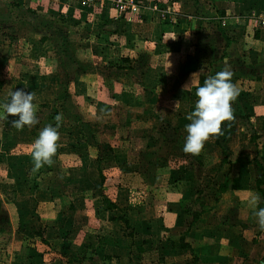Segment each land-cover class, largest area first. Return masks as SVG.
Returning <instances> with one entry per match:
<instances>
[{"label":"crops","instance_id":"crops-1","mask_svg":"<svg viewBox=\"0 0 264 264\" xmlns=\"http://www.w3.org/2000/svg\"><path fill=\"white\" fill-rule=\"evenodd\" d=\"M46 1L11 0L9 4L0 0V7L8 5L33 18L46 19L39 14L42 10L44 15L66 10L69 1L70 7L80 6L90 15L78 25L68 24L71 31L83 30L84 24L90 35L95 11L98 12L99 32L93 39L101 38L106 43L77 48L75 54L84 50L98 54L96 59L102 61L105 69L89 77L78 62L74 75L79 77L68 85L67 93L76 97L74 106L79 112L69 122L67 132L61 134L58 130L55 159L59 160L57 168H62L57 173L72 188L63 191L47 183L44 190H35L48 167L45 164L33 171L31 152L35 140L31 138L35 126L18 130L12 125L17 117L0 116V176L10 181L0 180V185L11 187L14 171L24 166L27 187L32 190L20 204L15 203L20 225L18 220L14 225L11 220L12 235L11 240L7 236L10 245L6 253L9 263L55 264L76 260L79 264H102L101 257L109 256L110 261L104 264H264V238L254 241L261 228L248 203L253 193L259 194L254 180L261 173L259 165L264 167V27L255 21L264 17V0H195V8L213 13L210 18L207 14L197 17L183 13V0H161L163 9L158 8L157 0H144L135 19L108 7L97 10L95 3L89 6L79 0ZM178 5L182 7L179 10ZM171 10L176 11L173 19L165 13ZM208 21L215 27L209 35L203 30ZM23 25L29 24L23 22L22 28ZM112 50L113 57L109 58ZM196 50L224 54L225 67L252 69L253 79L248 75L233 80L238 95L232 109L241 110L242 117L252 124L251 129L240 127L248 136L238 146L216 144L215 136H211L198 155L185 153L180 138L179 146L175 147L176 141L171 143L170 159L177 165H166L163 158H158L154 162L155 174L150 175L154 178H147L143 175L145 170L141 172L140 154L156 149L170 129L177 138L186 135L184 128L190 123L186 116L194 111L198 98L194 86L185 92L183 87L191 79L194 84H203L205 80L201 73L205 64L200 62L190 69ZM41 53L50 59L49 51ZM234 56L241 62L234 65ZM6 84L7 80L0 91V104L10 100L12 92L6 90ZM42 100L34 105L39 108L50 104ZM58 100H52L57 114L61 109L57 110ZM226 129L224 125L222 141ZM253 133L263 139L258 149L251 142ZM23 145L26 150L13 152ZM223 149L227 151L225 163ZM210 150L220 158L214 160ZM17 160L18 164L12 163ZM9 165H14V170ZM99 170L104 176L102 183ZM102 193L115 201L119 209L102 210ZM67 200L73 203L72 213L65 205ZM1 202L11 213L2 191ZM129 206L139 209L136 211L142 213L141 217L145 215L148 231L141 233V240L134 237L127 242L126 225L110 220L121 216L120 209ZM33 232H41L42 236ZM130 246L143 248L137 262H128Z\"/></svg>","mask_w":264,"mask_h":264},{"label":"rangeland","instance_id":"rangeland-1","mask_svg":"<svg viewBox=\"0 0 264 264\" xmlns=\"http://www.w3.org/2000/svg\"><path fill=\"white\" fill-rule=\"evenodd\" d=\"M5 1L9 4L11 3V0ZM50 1L51 0H47L46 2ZM194 1L195 0H183V13H194L197 17L204 16V14H207L208 18L213 16V13H211L210 11L209 13H205L206 11L204 9L199 7L195 8ZM206 3L207 2H205L204 6L207 5ZM68 6L69 8L66 10L62 8L59 11H49V15H44L46 14V12L42 10L39 14L42 17L45 16L47 20L38 19L37 16L33 18L31 17V15L25 13L24 11L14 10L8 5L0 7V16L1 18L3 17V20L0 21V79L5 80V82L7 80V91L10 90L11 92H13L16 89H23L27 92H32L34 94V99L32 101L33 104L42 99L43 100L41 102L47 101L50 103L48 107H44V105H42L38 108V104L35 105V114H37L39 120L38 126H36L35 128L34 135L31 140H35L38 137L39 132L49 124L48 116L52 114L53 108L55 106L52 100L56 98L59 99L58 103L56 104L57 110L58 108H61L59 115H61L62 120L58 129L60 130L61 134L67 132V126L69 125V122L78 117L77 114L79 111L76 110L74 106L77 99L75 96L74 98L72 96H69L67 93V90L69 89V83H74V80L79 77V75H77L76 77L74 75L75 71L78 72V70H76L78 62H81L80 67L84 70V72H87L89 74V77L97 76L105 69L101 66L102 61L96 59V57H99L98 54L93 55L92 53L91 55L86 53V50H84V52L80 51L78 55L75 54L77 48L87 47L89 49L92 46L97 45L100 47L103 43H106V41H103L101 38L97 40L93 39V37H96V34H98L99 32L97 30H99L98 27L100 23L97 24L96 19L99 16V13L95 11V15L93 17L94 21L92 27V35H90V33H86V27L84 24L82 25L84 27L83 30L78 27L80 29L79 32L73 30L71 31L68 24L73 26V23L75 22L76 25H78L81 21L86 20L87 16L89 17L90 15L80 6L76 9H73L72 7H70L69 1L66 3V7ZM177 8L179 10L182 7L178 5ZM27 18H31V20L29 21L27 20ZM53 18H56V21H54ZM36 20L38 21L36 22ZM23 22L29 25H23L22 28ZM208 28L209 30H207ZM214 28L215 27L210 26L209 21L206 22L205 25L203 24V30L206 31L208 35L209 32ZM89 35L91 37H89ZM43 49L50 52V59L47 60L45 56L41 55V51H44ZM51 50H55V52L53 53ZM111 52L112 53L109 54V58L113 57L112 54L114 53V50H112ZM223 55L222 53L220 54L215 52H210V54H203L202 51L196 50L194 57L190 59V62L192 64L190 69H195L196 64L201 62L203 65L205 64V66H203L205 71L201 72L205 75V79L215 75L217 72H220L225 68H227L232 73V83L235 78H246L249 77L248 75H251L252 77L249 78L253 79V72L251 71L252 69L248 71L243 67L241 68L240 66H238L237 69H234V66L225 67L222 59ZM53 56H55L56 58L53 59ZM234 57L235 60L232 61L234 65L237 61L241 62V59H237V56ZM142 59L144 60V58ZM89 61L93 62L94 64ZM95 64L97 65L95 66ZM93 69L96 70V73L93 72ZM71 90H73V85L71 86ZM4 95L5 97H7V94ZM233 114L234 115L231 120L225 121L227 133L223 136L222 143L224 144V146L229 145V143H232L233 146H238V144L243 143L247 139L248 135H245L242 131H240V127H247L250 130L252 126V124L248 123V120L242 117L241 110L236 109V111L234 110ZM33 126H31V128H33ZM185 136L181 135L177 138V134L170 129V131L163 134V140L156 149H151V151H145L141 153V157L139 156V158H141V172L145 170L143 172V175H147L148 178L150 175L155 174L156 165L154 162L158 158H163V160L166 161V165H177V163H173V159H170L173 158V156H171V143L176 141L177 143H175V147H177L179 146V144H182L180 141L181 139H183L184 143ZM22 147L23 148L19 147V149L14 150L13 152L20 153L23 152V150L27 149L25 145H23ZM210 152V156L214 160L220 158L218 153H214L213 150H210ZM12 158L16 159V156ZM174 158H178V156ZM52 161L53 162L50 165L51 169L47 168V170L44 171V174H42L39 178V188L35 190H44L45 186H47V183H50L52 186L54 184L55 188H60L63 191L73 187L72 184L71 186L67 185V187L66 184L63 183L64 180L66 182L67 180L65 178L63 180V176L57 173L58 168H62H57L59 160L55 159V155L52 157ZM12 163L18 164L19 162L17 160L16 163ZM9 167L10 170H14V165H9ZM21 168V171L19 169H17V172L14 171V173L16 174H13L15 184L12 180L10 184L13 185L11 187L0 185V191L3 192L4 202L12 208L11 213H9L4 208L5 204H3L2 202L0 203V231L2 230V232H0V264H10L8 259L6 258V253L10 245L9 241L7 240V236L9 235L11 240V220H13V225L16 224L18 220V215L15 211V203L20 204L21 199L25 195H29L30 192H32V190H29L27 187L28 178L25 174V167L22 166ZM150 177L154 178V176ZM0 178L1 181L3 180L5 182H10L4 179L3 176H0ZM79 188H81V186H79ZM15 191H17V193ZM30 206L31 205H29V207ZM136 210L139 211V209L131 210L128 208L130 217L133 216L130 219L131 227H133L129 231L128 228L125 227L124 235L132 230L133 237H128L127 242H129V238L134 237L138 240H141V237L144 235L141 233L148 231V228L146 229L147 226H145L144 221L145 215L143 214L144 216L141 217L142 213L137 214ZM137 223H139V225H137ZM18 225H20V218L18 220ZM80 235L83 236V233L80 232ZM75 261L73 260L74 263ZM73 262L70 263L67 260H63L62 262L58 261L55 264H74ZM11 264H15V262L12 261Z\"/></svg>","mask_w":264,"mask_h":264},{"label":"clouds","instance_id":"clouds-1","mask_svg":"<svg viewBox=\"0 0 264 264\" xmlns=\"http://www.w3.org/2000/svg\"><path fill=\"white\" fill-rule=\"evenodd\" d=\"M231 76L232 73L225 68L206 78L203 84H194L191 79V82L183 87L185 92L191 91L194 86L196 88L194 94L198 98L194 111L186 116L190 123L186 124L184 128L186 136L183 151L185 153L198 155L211 136L221 134L222 122L233 118L231 105L238 93L231 82ZM33 99L32 92L23 89L14 90L10 94V100L0 104V116L17 117L12 120V125L18 130L37 124L36 106L32 103ZM55 120V126H45L34 141L31 152L34 162L33 171L39 170L45 164L51 165L53 162L52 157L56 154L57 141L59 140L58 129L62 120L61 115L58 114ZM260 199L259 194L253 193L248 203L254 210L259 227L264 229V208H258Z\"/></svg>","mask_w":264,"mask_h":264},{"label":"trees","instance_id":"trees-1","mask_svg":"<svg viewBox=\"0 0 264 264\" xmlns=\"http://www.w3.org/2000/svg\"><path fill=\"white\" fill-rule=\"evenodd\" d=\"M163 2L160 0L158 1L157 0V6L158 8L160 9H163ZM5 84V80H0V91L3 90V86ZM1 95V94H0ZM44 107H48L50 104H43ZM234 101L232 102V109L234 108ZM42 106V105H41ZM36 117H37V120L38 119V116L37 114H35ZM57 111L55 109H53V112L51 115L48 116V121H49V124L48 125H53L55 126V123H56V120H55V117L57 116ZM248 119V118H247ZM224 125H225V121L222 122L221 124V134L218 135V136H215V143L216 144H220L222 142V131L224 129ZM36 126H38V123L35 124V128ZM251 142L255 143L257 149L259 148L260 144L263 142V139L260 138L259 136H257L256 133H253L252 136H251ZM223 162L225 163L226 160H227V151L226 149H223ZM50 165H48L47 168H49ZM259 168L261 170V173L260 175L254 180V184H255V187L257 189V191L259 192L260 196H261V200H262V203L259 205V208H264V167L259 165ZM99 174H100V179H101V183L103 182L104 180V176L102 174V172L99 170ZM35 187H38L37 184L35 183ZM223 188H225V186H221ZM47 189V188H46ZM102 196V206L100 207L102 210H113V209H117L118 208V205L116 204V202L114 201H111L105 194H101ZM68 199V198H67ZM65 205L68 206V209L69 211L72 213L74 212V206H73V203L71 200H67V202L65 203ZM128 208L132 210V207H125L123 209H120L121 212H122V215L121 216H118V217H112L110 220L112 222H122L126 225L127 228H129V226L131 225V220H130V217H129V214H128ZM119 209V208H118ZM195 217V215H194ZM35 233L36 235L38 236H42V233L41 232H33ZM128 237H133V231L131 230L130 232H127L126 234ZM263 239L264 238V229H261L258 234L254 237V241L255 242H258L259 239ZM183 241V239H181ZM44 243H47L46 240H42ZM130 249V256H129V261L128 262H137L140 258H141V255L143 253V248L142 247H135V246H130L129 247ZM103 262L102 264L106 263L107 261H110V257L109 256H102L101 257Z\"/></svg>","mask_w":264,"mask_h":264},{"label":"built area","instance_id":"built-area-1","mask_svg":"<svg viewBox=\"0 0 264 264\" xmlns=\"http://www.w3.org/2000/svg\"><path fill=\"white\" fill-rule=\"evenodd\" d=\"M84 2L85 5H91L93 3L96 4L98 10H103L108 7L112 10H115L121 14H127L130 19H133L139 14L140 8L144 0H79ZM176 12V11H175ZM173 10L170 12H165L169 14V16L173 19L174 13ZM176 14V13H175ZM256 23L260 27H264V17H257ZM224 24V20H222Z\"/></svg>","mask_w":264,"mask_h":264}]
</instances>
